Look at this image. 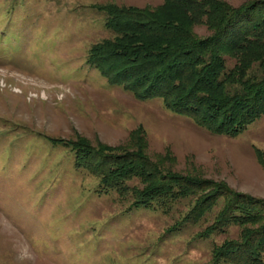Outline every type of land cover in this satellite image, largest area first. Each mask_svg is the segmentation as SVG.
I'll return each mask as SVG.
<instances>
[{
  "label": "rangeland",
  "instance_id": "1",
  "mask_svg": "<svg viewBox=\"0 0 264 264\" xmlns=\"http://www.w3.org/2000/svg\"><path fill=\"white\" fill-rule=\"evenodd\" d=\"M163 5L0 0V264H216L223 245L259 226L219 225L227 198L207 196L222 188L264 198V116L238 136L217 134L159 97L137 98L87 61L95 44L115 36L108 8L156 13ZM192 31L211 33L206 24ZM75 144L141 153L162 175L203 186L192 184L168 210L137 207L149 181L131 173L124 192L107 188L102 174L78 165L92 155Z\"/></svg>",
  "mask_w": 264,
  "mask_h": 264
},
{
  "label": "trees",
  "instance_id": "2",
  "mask_svg": "<svg viewBox=\"0 0 264 264\" xmlns=\"http://www.w3.org/2000/svg\"><path fill=\"white\" fill-rule=\"evenodd\" d=\"M160 10L108 8L106 25L115 36L95 44L88 63L137 98L159 97L171 111L217 134L238 136L264 116V0H248L238 7L227 0H165ZM195 24H206L210 35L195 34ZM227 56L236 61L232 67ZM75 146L92 155L89 164L78 158V165L102 174L107 188L124 192L131 173L149 181L147 189L135 195L137 207L168 210L179 193L190 192L195 184L203 186L162 175L141 153L102 155ZM229 191L221 188L207 196L211 201L227 198L219 225L237 221L259 226L248 229L243 241L223 245L215 263L264 264V198H233ZM258 236L263 239L257 241Z\"/></svg>",
  "mask_w": 264,
  "mask_h": 264
}]
</instances>
